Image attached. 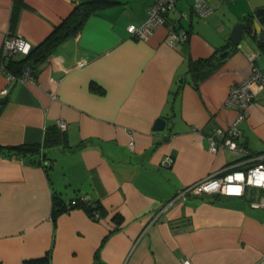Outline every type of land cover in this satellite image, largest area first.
<instances>
[{"label":"crops","instance_id":"0c3cea01","mask_svg":"<svg viewBox=\"0 0 264 264\" xmlns=\"http://www.w3.org/2000/svg\"><path fill=\"white\" fill-rule=\"evenodd\" d=\"M79 1L0 0V148L41 145L47 135L50 162L0 155V264H264V209L250 207V194L178 196L225 166L254 164L210 152L209 138L235 118L230 88L252 67L264 72L256 18L264 0H205L213 12L201 19L194 0H180L144 39L127 29L147 20L152 0H106L32 68V81H9L5 36L20 35L32 50ZM240 22V48L219 59ZM170 27L187 40L170 47ZM159 118L165 127L154 131ZM239 128L249 153L264 154V89ZM53 197H85L99 205L97 217L77 207L53 223Z\"/></svg>","mask_w":264,"mask_h":264},{"label":"built area","instance_id":"2783aa9c","mask_svg":"<svg viewBox=\"0 0 264 264\" xmlns=\"http://www.w3.org/2000/svg\"><path fill=\"white\" fill-rule=\"evenodd\" d=\"M180 0H152L148 8V18L141 25H130L127 29L132 37L137 39L147 38L152 32L158 29L165 22V17L176 6ZM193 14L201 19L213 12V8L205 0H194L192 5ZM187 40L185 32L179 33L173 27L168 29V45L176 47L179 43ZM31 50L30 44L20 35L7 34L2 43V56L5 59L17 55H27ZM9 81L15 79L32 81L31 72L25 68L19 78L7 73ZM264 89V72L257 67H252L249 76L239 84L232 86L228 92L226 105L235 111V118L231 125L223 130L216 129L213 136L209 138V151L217 152L218 149H227L234 154L244 156L245 160L254 164L240 169L239 162L225 166L218 175L208 176L191 186L181 190L178 196L185 195H217L226 197H243L250 194L249 205L251 208L264 209V154L254 155L241 143L240 124L245 120L248 109L254 100L256 93ZM5 90L1 92L4 94ZM60 131L66 130V123L63 120L56 122ZM170 165L171 159L166 158L163 162ZM50 162L45 161L43 167L48 168ZM81 201L87 203L85 197ZM72 204H75L73 201ZM94 204V203H93ZM95 205V204H94ZM93 205V206H94ZM97 217V215H95ZM183 264H188L187 261Z\"/></svg>","mask_w":264,"mask_h":264},{"label":"trees","instance_id":"16d2710c","mask_svg":"<svg viewBox=\"0 0 264 264\" xmlns=\"http://www.w3.org/2000/svg\"><path fill=\"white\" fill-rule=\"evenodd\" d=\"M104 3H107L106 0H81L79 1L72 12L58 24V26L34 49L30 50L27 55H22L24 58L15 61L13 58L9 59V63L6 66V71L14 76L19 78L25 68H28L31 72L32 68L44 62L49 55L52 53L54 48L59 44L63 43L70 37L77 35L82 27L84 26L86 20L89 16L97 11L100 6ZM213 60V57L200 60L192 67V71H197L198 68L202 67L204 64H208ZM52 141L56 142L57 137L52 136ZM47 143V135L45 140L41 145H30V146H17L12 148H0V155L8 159H17L21 160L24 163L28 164H41L44 165L46 160L43 154V148ZM82 197H77L69 201L68 204H65L59 198L53 197L51 217L53 223H55L56 218L64 213L69 211L72 208H82L86 210L90 216L96 219L97 210L99 205L97 203H90L87 200V203L81 201ZM75 204H72V202ZM94 205V206H93ZM24 264H35L33 262H26Z\"/></svg>","mask_w":264,"mask_h":264},{"label":"water","instance_id":"95a60500","mask_svg":"<svg viewBox=\"0 0 264 264\" xmlns=\"http://www.w3.org/2000/svg\"><path fill=\"white\" fill-rule=\"evenodd\" d=\"M256 18H257L258 25L260 27L264 26V13H261V14L257 13ZM245 29H246L245 22H240L233 27L231 34L229 36L230 48L227 49L226 51H224L223 54L219 55L218 56L219 59L225 58L228 55V53L230 52V50L240 48L241 41L246 36ZM255 32H256L257 38H260L261 37V31H258L255 29ZM164 127H165V120L162 118H159L156 120L154 127H153V130L154 131H162L164 129Z\"/></svg>","mask_w":264,"mask_h":264}]
</instances>
